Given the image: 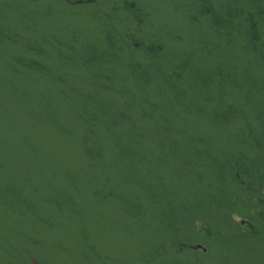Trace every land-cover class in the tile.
I'll list each match as a JSON object with an SVG mask.
<instances>
[{"label": "rangeland", "instance_id": "rangeland-1", "mask_svg": "<svg viewBox=\"0 0 264 264\" xmlns=\"http://www.w3.org/2000/svg\"><path fill=\"white\" fill-rule=\"evenodd\" d=\"M0 264H264V0H0Z\"/></svg>", "mask_w": 264, "mask_h": 264}]
</instances>
